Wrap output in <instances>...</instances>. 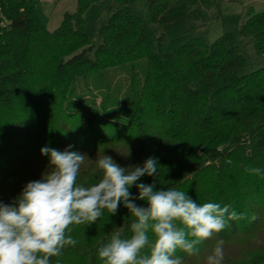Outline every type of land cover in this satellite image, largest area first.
Segmentation results:
<instances>
[{"label": "trees", "instance_id": "trees-1", "mask_svg": "<svg viewBox=\"0 0 264 264\" xmlns=\"http://www.w3.org/2000/svg\"><path fill=\"white\" fill-rule=\"evenodd\" d=\"M101 1L78 0L76 12L50 32L32 2L0 0V201L13 203L48 171L43 147L86 154L78 178L85 186L101 178L95 169L103 154L121 167L154 157L157 175L137 183L245 214L198 245L197 255L178 250L183 263L208 256L220 239L253 243L246 238L264 234V173L245 169L264 170V65L253 69L245 47L253 44L264 59V11L248 13L237 33L208 43L190 35L168 40L157 27L195 15L205 21L207 9L236 0H148L146 18L132 12L135 0H112L99 40L92 41L82 17ZM114 73L125 74V85L114 83ZM95 79L101 103L88 109L79 83L94 95L89 81ZM130 192L138 196L135 186ZM133 219L121 204L115 215L105 210L91 226H73L79 243L52 264H102L98 248L117 227L130 236ZM259 241L233 264H264Z\"/></svg>", "mask_w": 264, "mask_h": 264}, {"label": "clouds", "instance_id": "clouds-1", "mask_svg": "<svg viewBox=\"0 0 264 264\" xmlns=\"http://www.w3.org/2000/svg\"><path fill=\"white\" fill-rule=\"evenodd\" d=\"M41 154L49 157L42 178L28 182L13 203L0 201V264H52L53 257L79 243L71 235L73 226H91L105 210L115 215L121 204L134 218L131 235L125 236L124 229L117 227L98 248L102 264H183L178 250L197 255L198 245L229 227L230 221L245 218L231 204L200 205L183 191L137 183L145 175H157L159 163L154 157L142 166L121 167L103 154L95 169L101 178L85 186L78 178L89 159L86 154L49 147H43ZM245 171L264 173L259 167ZM133 186L138 196L131 194ZM136 200L147 206H138ZM223 245L222 239L217 240L206 264H223Z\"/></svg>", "mask_w": 264, "mask_h": 264}, {"label": "rangeland", "instance_id": "rangeland-1", "mask_svg": "<svg viewBox=\"0 0 264 264\" xmlns=\"http://www.w3.org/2000/svg\"><path fill=\"white\" fill-rule=\"evenodd\" d=\"M15 2H32L35 6V13L38 19L46 26L48 31H55L61 24L64 15L68 13H75L77 10L78 0H13ZM147 1L148 0H135L131 9L135 15L142 18L147 16ZM112 3V0H102L99 3L91 4L84 12L82 17V29L89 36L92 41H98L100 34L104 28L106 20V9ZM264 0H236L233 2H224L219 6L207 9V20L203 21L198 16H191L179 19L164 27H157L158 35H164L168 40L178 39L184 36H193L195 38H203L208 43L214 42L222 34L226 32L237 33L241 25L245 21L248 13L263 12ZM242 44L247 43L245 38L240 39ZM246 52L251 60L252 68L257 69L259 66L264 65V59L259 57L256 53L253 44L249 43L245 47ZM113 81L118 84L120 80L125 85L126 76L124 73H114ZM121 84V83H120ZM95 85H100L97 79L90 80L89 86L94 89L93 94L88 93L85 84L79 83V92L83 90L86 95L82 97L85 101L86 108H99L101 100L99 91L94 88ZM82 88V90H81ZM85 88L86 90H84ZM125 89V87H122ZM77 94V95H78ZM94 104V105H93ZM97 107V108H96ZM253 243H246V240L240 239L235 242H224V259L223 264H230L245 259L257 247L260 239L264 241V234L257 237H250ZM207 256H197L183 264H206Z\"/></svg>", "mask_w": 264, "mask_h": 264}]
</instances>
